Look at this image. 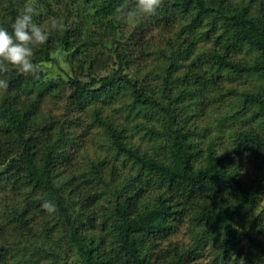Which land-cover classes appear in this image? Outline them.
I'll return each instance as SVG.
<instances>
[{"label": "trees", "instance_id": "1", "mask_svg": "<svg viewBox=\"0 0 264 264\" xmlns=\"http://www.w3.org/2000/svg\"><path fill=\"white\" fill-rule=\"evenodd\" d=\"M25 3L64 27L4 73L0 264H263L264 0H0V25Z\"/></svg>", "mask_w": 264, "mask_h": 264}, {"label": "clouds", "instance_id": "2", "mask_svg": "<svg viewBox=\"0 0 264 264\" xmlns=\"http://www.w3.org/2000/svg\"><path fill=\"white\" fill-rule=\"evenodd\" d=\"M160 3L161 0H136L135 10L126 11L124 18L129 23H136L141 14L155 13ZM37 16L39 8L34 3H25L8 27L0 25V89L6 90L9 86L4 76L9 66L24 75H38L40 69L33 59L35 46L48 41L52 30L60 31L64 27L63 22L54 17L45 28L37 22ZM42 208L47 213L56 210L55 204L48 200L42 203Z\"/></svg>", "mask_w": 264, "mask_h": 264}, {"label": "rangeland", "instance_id": "3", "mask_svg": "<svg viewBox=\"0 0 264 264\" xmlns=\"http://www.w3.org/2000/svg\"><path fill=\"white\" fill-rule=\"evenodd\" d=\"M58 57L61 61L62 67L64 69H68L66 61H65V55L59 54ZM63 68H61L60 66L54 63L44 64V69L46 70L48 77L65 75V71ZM0 191H1V188H0ZM258 203H259L258 210L261 209V213H262L261 217L263 218V223H264V210L262 211V209H264V189H262V192L260 193ZM177 237L179 238L174 237V239H181L182 243L185 245H188L191 243V242H188V237L183 236L181 233H179V236ZM199 249H200L199 254L198 253L193 254L192 257L183 264H204L205 261L210 258L211 254H209L206 250H203V248H199Z\"/></svg>", "mask_w": 264, "mask_h": 264}]
</instances>
